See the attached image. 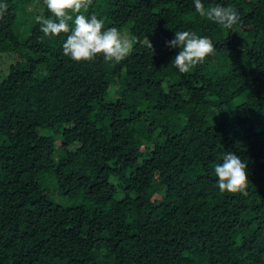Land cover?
<instances>
[{
	"label": "trees",
	"instance_id": "trees-1",
	"mask_svg": "<svg viewBox=\"0 0 264 264\" xmlns=\"http://www.w3.org/2000/svg\"><path fill=\"white\" fill-rule=\"evenodd\" d=\"M0 3L18 56L0 78V264H264V0H202L236 10L232 29L192 0H91L133 40L120 62L65 56L67 34L32 19L44 0ZM180 30L214 45L187 73ZM227 152L246 195L215 183Z\"/></svg>",
	"mask_w": 264,
	"mask_h": 264
},
{
	"label": "clouds",
	"instance_id": "clouds-1",
	"mask_svg": "<svg viewBox=\"0 0 264 264\" xmlns=\"http://www.w3.org/2000/svg\"><path fill=\"white\" fill-rule=\"evenodd\" d=\"M196 13L206 17L225 29H232L239 23V13L230 7L216 5L205 7L202 0H192ZM52 14L45 18L38 15L36 21L45 36L66 33L62 43L63 54L73 61H91L98 54L106 60L120 62L133 48V40L117 27H104V20L97 15H86L91 0H44ZM7 5L0 3V11ZM82 9L84 11H82ZM167 44L179 48L171 64L180 72L187 73L203 63L214 50L213 43L194 31H176ZM216 185L221 192L246 193L248 186L247 165L235 153L227 152L215 165Z\"/></svg>",
	"mask_w": 264,
	"mask_h": 264
},
{
	"label": "rangeland",
	"instance_id": "rangeland-1",
	"mask_svg": "<svg viewBox=\"0 0 264 264\" xmlns=\"http://www.w3.org/2000/svg\"><path fill=\"white\" fill-rule=\"evenodd\" d=\"M36 17L37 15H35L32 19H36ZM28 21L29 19H27L25 23ZM21 35L23 34L21 33ZM125 35L128 36L127 33H125ZM17 60L18 56L15 52H0V78L8 72L10 65L15 63Z\"/></svg>",
	"mask_w": 264,
	"mask_h": 264
}]
</instances>
